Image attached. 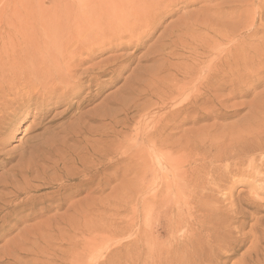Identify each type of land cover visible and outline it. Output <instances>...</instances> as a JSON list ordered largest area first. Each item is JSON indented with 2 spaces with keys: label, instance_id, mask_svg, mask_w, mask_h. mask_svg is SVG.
Wrapping results in <instances>:
<instances>
[{
  "label": "rangeland",
  "instance_id": "obj_1",
  "mask_svg": "<svg viewBox=\"0 0 264 264\" xmlns=\"http://www.w3.org/2000/svg\"><path fill=\"white\" fill-rule=\"evenodd\" d=\"M43 32L94 50L82 69L127 63L45 95L21 55ZM0 58V110L21 95L0 136V264H264V0H0ZM165 119L162 166L144 134Z\"/></svg>",
  "mask_w": 264,
  "mask_h": 264
},
{
  "label": "bare ground",
  "instance_id": "obj_2",
  "mask_svg": "<svg viewBox=\"0 0 264 264\" xmlns=\"http://www.w3.org/2000/svg\"><path fill=\"white\" fill-rule=\"evenodd\" d=\"M155 7V6H154ZM157 11H160V10H157ZM161 12V11H160ZM155 13V12H154ZM161 14V13H160ZM149 15V14H148ZM117 16V13H116V7H110V13L106 16V20H107V24H111V23H113V22H115L116 20L113 18V20H111V17H115V18H117L116 17ZM154 16V15H153ZM79 18H81V14H80V16H79ZM156 18V17H155ZM158 18V17H157ZM182 19V18H181ZM148 20V19H147ZM152 21V20H151ZM153 22V21H152ZM156 22H157V20H156ZM146 23V22H145ZM155 22H153V24H154ZM94 24H95V26H99V24H100V22H98V20L96 21V22H94ZM55 25H59V26H61V28H62V26L64 25V21L63 20H58L57 21V24H55ZM148 25V24H147ZM146 25V26H147ZM155 26V25H154ZM152 27L153 26H151L150 27V24H149V29H148V31H147V33H149L151 30H152ZM156 27V26H155ZM154 27V28H155ZM90 28H91V30H92V27L90 26ZM120 28H122V29H125V25L122 23V25H121V27ZM142 28V27H141ZM139 29V28H138ZM141 30V29H140ZM80 31H82V30H80ZM78 32V33H76V35L75 36H72V38L70 39V40H75V39H77L78 37H81V32ZM103 31V30H102ZM125 31H128V29L127 30H125ZM124 31V32H125ZM132 31V30H131ZM139 31H137V30H133V35L130 33V31H129V33L131 34V36L129 37V38H131V39H133V38H136L137 36H141V35H143V34H145L146 32H139ZM153 32V31H152ZM100 33V32H99ZM98 33V34H99ZM102 33V32H101ZM105 33V32H104ZM103 33V34H104ZM128 33V32H127ZM135 34H137V35H135ZM102 35V34H101ZM95 36V35H94ZM93 36V37H94ZM117 36V35H116ZM144 36V35H143ZM85 37H86V35H85ZM90 37V36H89ZM104 37V36H103ZM95 38V37H94ZM122 38H124V36H123V33L120 35V39H119V41L115 44V47L114 48H118V47H122V41H121V39ZM83 39V38H82ZM82 39H80V40H82ZM87 39H91V37L90 38H87ZM87 39H84V40H82V42H85V43H87L88 44V41H87ZM128 39V38H127ZM94 41H96V39H93ZM92 40V41H93ZM59 41H60V43H59ZM99 41V40H98ZM121 41V42H120ZM62 40H61V37H59V36H57V35H52V34H50V33H47V32H43V33H39V35H36V34H34L33 36L31 35V36H28L27 37V40H26V46H25V49H24V51L21 53V55H22V58H25L27 61H29V58H31V60H32V62L33 63H35V67H34V65H33V73H34V78L37 80V81H39L40 83H42V84H45V87H44V89L46 90V93L47 94H45V95H55V94H59L60 92H61V94H59V98L60 97H64V95H66L68 92H71V91H73V89H76V88H78L79 86H84L83 84H80V79H84V80H86V81H88V82H97L98 81V79H99V77H104V76H106L107 74H108V71L110 72V73H112V74H116V72L118 73H120V72H122V70H124V67H125V64L127 63V60H119L118 58H113V59H111V60H107V61H104V62H102V63H99V64H97V65H90L89 67H87V68H84V69H82V65H84V66H86V65H89L88 63H86V62H91V60L94 58L93 57V55H94V50L93 51H89L88 49H85L86 51H87V53H88V55H87V57H85V58H81L82 56H84L83 54H84V52H82V50H81V52H79V51H75L74 50V52H68V51H66L65 49H62V47H61V44H62ZM129 42V41H128ZM137 42V41H136ZM81 44V43H80ZM102 44V43H101ZM103 44H104V42H103ZM111 44V46H112V43H110ZM114 44V43H113ZM142 44V43H141ZM83 45H85L84 43L82 44V47H83ZM87 46V45H86ZM85 46V47H86ZM91 46H93V48H94V45H91ZM90 46V47H91ZM81 46H79V48H80ZM85 47H83L82 49H84ZM162 47V46H161ZM87 48V47H86ZM98 49V48H97ZM39 50H41V53H38V51ZM92 50V49H91ZM116 50V49H115ZM10 51V50H9ZM72 51V50H71ZM114 51V50H113ZM67 52V53H66ZM11 53V52H10ZM154 53V52H153ZM157 54V53H156ZM157 56V55H156ZM21 57V56H20ZM154 57V56H153ZM155 58V57H154ZM154 58H148L147 60L148 61H150V60H153ZM157 58V57H156ZM160 58V57H159ZM16 61V60H15ZM62 61V62H61ZM157 61V60H156ZM1 63H2V60H1V58H0V65H1ZM85 63H86V65H85ZM12 66V65H11ZM17 64H16V68H17ZM27 66V65H26ZM29 68V67H28ZM18 69V68H17ZM74 71H73V70ZM126 69V68H125ZM77 70H81V73H80V76H81V78L79 79V77L80 76H73L72 75V73H76V72H78ZM95 70V71H94ZM20 71V70H19ZM30 71H31V69H30ZM7 72V71H6ZM8 74V73H7ZM17 75V74H16ZM23 75V74H22ZM11 77V76H10ZM25 77V76H24ZM117 77L118 76H113V80L114 81H116V79H117ZM21 79H22V77H21ZM208 79H210V78H208ZM212 79V78H211ZM210 79V80H211ZM8 80H9V78H8ZM13 80V79H12ZM77 80V81H76ZM83 80V81H84ZM112 80V81H113ZM23 81V80H22ZM24 81H26V80H24ZM23 81V82H24ZM30 81V80H29ZM75 81V82H74ZM198 81H200V80H198ZM5 82H7V81H5ZM14 82V81H13ZM85 82V81H84ZM132 82V81H131ZM2 83V82H1ZM0 83V84H1ZM10 83H12V82H10ZM135 83V82H134ZM6 84H8V82L6 83ZM20 84V83H19ZM47 84H48V86H47ZM137 84V83H136ZM9 85H11V84H8V85H6V86H9ZM15 85V84H14ZM28 85V84H27ZM89 85V84H88ZM17 85H15V86H13V87H15V88H17L16 87ZM23 86H24V84H23ZM37 86V85H36ZM50 86V87H49ZM213 86V85H212ZM2 87H4V85L2 86ZM25 87H27V86H25ZM8 88H10V92L11 93H13L14 91H15V89H14V91L12 90V88H11V86L10 87H8ZM19 88H20V86H19ZM22 88V87H21ZM24 88V87H23ZM31 88V87H30ZM27 89V88H26ZM34 88H32V90H33ZM79 89V88H78ZM19 90V89H18ZM211 90V89H210ZM2 91H5V90H2ZM17 91V90H16ZM16 91L14 92V93H16ZM29 92V91H28ZM31 92V91H30ZM34 92V91H33ZM5 93V92H4ZM8 93H9V91H8ZM35 94V93H34ZM38 94V93H37ZM98 94H99V92H98ZM194 94V93H193ZM0 95H2V94H0ZM9 95V94H8ZM7 95V96H8ZM16 95V97L14 98V100L12 101V102H10V103H8V104H6V105H10V106H8L7 108H5V107H3V109H1L0 110V129H1V131H0V136L1 135H6V133L8 132V131H10V129L7 127H4L5 125L6 126H8V124L6 123V121L5 120H9V118H10V116H14V104L16 103V99H17V97H20L21 95L19 94V93H17V94H15ZM30 95V94H29ZM44 95V96H45ZM13 96V95H12ZM57 96V95H56ZM35 97V96H34ZM42 97H43V95H42ZM58 97V96H57ZM97 97V96H96ZM94 98H95V96H94ZM94 98H92V100H90V101H88L89 103L91 102V101H93L94 100ZM188 98L190 99V97L188 96ZM201 98V97H200ZM96 99V98H95ZM167 99H169V98H167ZM181 99V98H180ZM185 99H187V97H185ZM3 99H1V101H2ZM5 100V99H4ZM182 100H183V98H182ZM195 100H197L196 98H194L193 99V101H195ZM8 101V100H7ZM6 102V101H5ZM203 102V101H202ZM190 103H191V101H190ZM188 105H189V102H188ZM191 105V104H190ZM196 106H197V104H195ZM199 105H201V104H199ZM198 105V106H199ZM203 105V104H202ZM193 106V105H192ZM100 107V106H99ZM2 108V107H1ZM94 108V107H93ZM193 108H195L194 106H193ZM192 108V109H193ZM187 109V108H186ZM189 109H190V107H189ZM6 110V111H5ZM196 110V109H195ZM4 111V112H3ZM98 111H100V110H98ZM180 111V110H179ZM198 111V110H197ZM3 112V113H2ZM91 112V111H90ZM188 112V111H187ZM190 112V111H189ZM99 113V112H98ZM177 113V112H176ZM96 114V113H95ZM152 114V113H151ZM98 116H100V118H102V116L101 115H98ZM204 116V115H203ZM146 117V116H145ZM175 117V116H174ZM180 117V116H179ZM192 118V117H191ZM99 119V118H98ZM145 119V118H144ZM176 119V118H175ZM174 119V120H175ZM11 120V119H10ZM154 120V119H153ZM173 120V121H174ZM148 121V120H147ZM152 121V120H151ZM157 121V120H156ZM166 123L165 124H163V123H161V122H159V121H157V123H156V125H153L152 126V131L151 132H147V133H145L144 134V136H145V139H149L150 137H152L153 135H159L160 136V138H158L156 141H150L151 143H152V146H151V148L153 149V151H152V155H150L151 156V159L153 158V159H155V160H157L158 162H161L162 163V161H163V163H167V159L163 156V154L161 153V152H158L157 154H155V147L157 146V144L159 145V143L160 144H164L165 143V141H166V139L162 136L163 134H164V132H165V130L168 128V122H167V119H165L164 120ZM150 122V121H149ZM149 122H148V124H149ZM153 122V121H152ZM195 122H196V119H194L193 120V123L195 124ZM179 123V122H178ZM181 123H183V122H181ZM4 124V125H3ZM9 125H11V124H9ZM150 125V124H149ZM171 125V124H170ZM174 125V124H173ZM177 126V125H176ZM151 127V126H150ZM178 127V126H177ZM181 127V126H180ZM11 128V127H10ZM171 128V127H170ZM173 128V127H172ZM151 129V128H150ZM149 129V130H150ZM176 129V128H175ZM178 129V128H177ZM137 138V137H136ZM191 144V142L189 143V145ZM258 145V144H257ZM161 146V145H160ZM191 146V145H190ZM178 149V148H177ZM246 149H248V148H246ZM149 150V149H148ZM147 150V151H148ZM102 152V151H101ZM206 152V151H205ZM262 153H263V151H262ZM261 153V154H262ZM234 154V153H233ZM106 155V154H105ZM104 155V156H105ZM149 156V155H148ZM222 158H224V157H226V158H228V156L229 155H220ZM164 157V158H163ZM231 157V156H230ZM235 158V157H234ZM102 159V158H101ZM152 159V160H153ZM236 159H238V158H236ZM110 161H111V159H110ZM104 162H105V160H104ZM239 162V161H238ZM161 164L162 166L164 165V164ZM98 165V164H97ZM113 165V164H112ZM99 166L100 167H103L104 166V163H103V161H101L100 163H99ZM99 166H98V168H99ZM162 166H160L159 167V172H161V170H162ZM17 167V166H16ZM96 167V166H95ZM105 167V166H104ZM109 167V166H108ZM14 168V167H13ZM91 168V170L89 171V172H86V173H89V174H91L90 172H92V168H94V166L93 167H90ZM102 169V168H101ZM106 169V168H105ZM203 169V168H202ZM12 170V169H11ZM75 170V169H74ZM97 170V169H96ZM104 170V169H103ZM15 171V170H14ZM88 171V170H87ZM83 174H85L84 172H83ZM95 174H96V172H95ZM68 175V174H67ZM86 175V174H85ZM84 175V176H85ZM156 175V174H155ZM90 177H93V176H90ZM11 178V177H10ZM75 178V176H73V179ZM12 179V178H11ZM66 179H67V181H70V180H72V179H70V177H66ZM84 179V178H83ZM91 179H93V178H91ZM90 179V180H91ZM10 181H12V180H10ZM173 181V180H172ZM86 182V184H87V181H81V184H83V183H85ZM7 184V183H6ZM10 186V185H9ZM62 186H64V185H62ZM7 187V186H6ZM12 187V186H11ZM65 187V186H64ZM261 187V186H260ZM62 189V188H61ZM60 189V190H61ZM152 190V189H151ZM183 190H185V189H183ZM21 191V190H20ZM20 193V192H19ZM152 194V193H151ZM179 195V194H178ZM19 196V195H18ZM15 197H17V196H15ZM25 199H27V198H25ZM28 199H30V198H28ZM63 199V198H62ZM58 200H60V199H58ZM28 201V200H27ZM27 201H26V203H27ZM25 202V201H24ZM32 201H30L29 203H31ZM62 203V202H61ZM22 204H23V202H22ZM21 203H20V205H22ZM28 204V203H27ZM31 204H33V203H31ZM34 204H35V201H34ZM60 204V203H59ZM23 206V205H22ZM26 206V205H25ZM60 206V205H59ZM34 208V207H33ZM32 208V209H33ZM38 214V213H37ZM35 215V214H34ZM206 230V229H205ZM202 244V243H201ZM205 245V244H204ZM206 246V245H205ZM169 257V256H168Z\"/></svg>",
  "mask_w": 264,
  "mask_h": 264
}]
</instances>
